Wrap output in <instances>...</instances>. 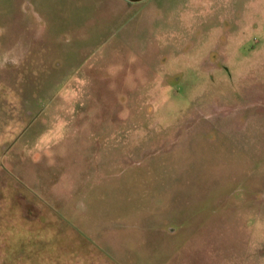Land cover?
<instances>
[{
    "label": "rangeland",
    "instance_id": "1",
    "mask_svg": "<svg viewBox=\"0 0 264 264\" xmlns=\"http://www.w3.org/2000/svg\"><path fill=\"white\" fill-rule=\"evenodd\" d=\"M0 264H264V0H0Z\"/></svg>",
    "mask_w": 264,
    "mask_h": 264
},
{
    "label": "water",
    "instance_id": "2",
    "mask_svg": "<svg viewBox=\"0 0 264 264\" xmlns=\"http://www.w3.org/2000/svg\"><path fill=\"white\" fill-rule=\"evenodd\" d=\"M130 2H139V1H142V0H129Z\"/></svg>",
    "mask_w": 264,
    "mask_h": 264
}]
</instances>
